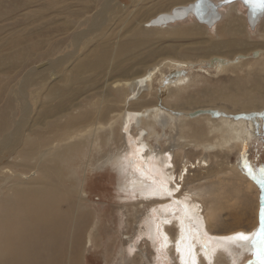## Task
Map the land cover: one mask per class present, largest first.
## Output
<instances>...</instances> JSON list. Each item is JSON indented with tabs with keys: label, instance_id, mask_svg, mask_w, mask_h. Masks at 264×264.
Listing matches in <instances>:
<instances>
[{
	"label": "rangeland",
	"instance_id": "1",
	"mask_svg": "<svg viewBox=\"0 0 264 264\" xmlns=\"http://www.w3.org/2000/svg\"><path fill=\"white\" fill-rule=\"evenodd\" d=\"M104 1L0 0V121L11 123L21 117L24 105L15 99V93L19 90L18 83L31 68L72 55L64 71L56 77L49 75L42 90L32 87L29 91L30 102L34 105L30 122L34 130L40 131L36 133L44 138H37L40 145L44 140L42 151H65L68 162L63 163L64 169L61 165L62 178L53 175L58 190L53 217L63 224L58 226L60 239L54 237L48 241L47 233L41 230L44 227L36 224L38 227L35 225L31 231L40 235L35 234L30 240L34 252L29 251L26 264H180L171 246L163 250L164 263H161L160 253L146 234L149 222L159 216L156 212L163 198H134L118 188L123 177L118 174L117 167L127 164L133 157L132 141L140 144L146 140L154 148L149 162H156L162 171L175 177L170 185L178 183L180 186L176 195H201L200 198L194 195L193 200L200 203L203 216H213L208 225L212 235L227 236L240 230L254 233L259 226V210L264 206V116L259 113L264 110V59L251 54L256 48L264 49V18L252 31L246 22L247 8L234 2L223 8L222 19L214 28L197 23L191 15L153 32L148 20L178 4L187 5L196 0H114L105 32L91 33L89 26L102 11ZM79 33L86 35L80 44L75 42ZM210 53H220L229 59L241 53L249 59L241 58L230 68L218 69L207 63ZM181 60L194 66L181 68L182 81L176 83L174 72L180 67L173 62ZM81 62H101L102 67L98 72L92 69L93 74L82 69L83 75H79L76 65ZM145 70L155 71L152 81L139 85L132 80ZM126 79L130 80L125 88L127 92L118 97L119 90L115 89L118 87L110 83ZM50 89L65 92L64 97L54 96L50 102L46 101ZM33 96L37 99L33 100ZM154 105L165 108L157 119L149 113L143 121L137 117L126 121V111H143ZM95 106L101 107L98 114L92 110ZM61 108L64 120H60L62 112L47 113V109L61 111ZM245 108H262L252 111L257 112L261 121L256 131L251 132L250 140L238 139L226 146L214 147L211 144L217 140L208 131H203L208 145L199 146L192 138L182 137V127L188 120L180 112H196L197 117L193 115V119L200 120L207 115L206 110L222 109L229 117L234 115L231 118L244 116L250 130L249 112L241 115ZM110 110L115 111L109 114ZM80 113H85L89 120L101 117V121L112 123L97 133L102 137V144L84 143L85 140L74 137L68 127L66 131L58 126L61 121L65 123L70 114ZM45 114L48 117H44ZM216 116L211 115L217 119L213 124L221 121ZM145 120L149 126H145ZM200 124L196 125L200 128L203 126ZM55 138L58 143L54 142ZM77 146L81 147L79 151ZM23 148L30 147L22 144L18 149L21 156L15 154L7 161L17 163L16 171L27 175L28 180L43 182L48 171L34 173L31 166L35 160L29 161ZM147 150L150 151L149 147L145 152ZM167 160L170 168L166 167ZM46 166L52 168L54 165ZM1 209L0 226L16 229L18 224L24 225L21 216L18 219L16 214V219H8V214L15 213L3 206ZM17 220L20 222L15 224ZM3 222L7 227L1 225ZM166 229L173 238L179 237L174 223ZM237 251V254L242 253ZM253 252L246 250L236 262L225 252L211 264H261ZM201 261L208 263L204 256L199 263Z\"/></svg>",
	"mask_w": 264,
	"mask_h": 264
},
{
	"label": "bare ground",
	"instance_id": "2",
	"mask_svg": "<svg viewBox=\"0 0 264 264\" xmlns=\"http://www.w3.org/2000/svg\"><path fill=\"white\" fill-rule=\"evenodd\" d=\"M112 1L114 0L104 1V4L102 5V11L95 16V19H93V21L91 22L89 26V32L91 33L105 32L106 28H104V26H105L106 21L109 18ZM175 7H179V4L177 6H174L170 11L160 12L159 14L156 15V17L160 14H171V11ZM223 8L220 9V13L221 11H223ZM246 15H247V12H246ZM156 17H153L152 19ZM262 18H264V16ZM152 19L148 20L147 23H149V25H151L150 22ZM246 22H247V16H246ZM216 24L212 27H209V26L207 27L214 28ZM169 25L170 24L160 25V26L151 25L150 28H152L154 30L153 32H155V30H159L162 26L168 27ZM201 25H204V24H201ZM150 31L151 30H148L149 33H151ZM83 36L84 37L86 36L85 33H79V35L77 34L75 36V39H76L75 42L77 43L79 42L78 44H80V40L83 39ZM208 55H209V58H207L206 60L209 66L210 64H212L214 65V67L218 69L230 68L233 64H236V62H239L241 58L246 59V57L248 56V55L239 53V54H236L234 58L229 59V58L222 56L220 53H217V54L210 53ZM251 55L257 58H260V59L261 58L264 59V49L256 48L254 52H252ZM71 58H72V55L68 57V59L64 57L58 58L57 60H50L44 64H41L38 67L35 66L34 68H31V70L18 83L19 90L17 91V93H15V99H18L24 105L22 107L21 117L17 120H14V122H11L12 124L10 123V121L9 122L0 121V209L2 206L8 208L11 212L15 213V214L13 213L8 214L9 215L8 219H16L17 217L15 218V215L17 214L18 219H20V216H21V220L24 223V225L18 224L16 226V229L13 227L3 228L2 226H0V264H26L27 263L26 258L30 256L29 251L31 250V252H34L33 251L34 249H31L30 240L33 237H35V234H38L36 231L35 232L31 231V229L34 230L36 224L40 225V227L41 226L44 227L41 230L44 233H47L46 238L48 239V241H51L54 237H57L58 240L60 239V236L59 234H57V231L60 230L59 225H61L62 223L59 224V221L57 222L56 219L53 217L56 211L55 205L58 199L56 195L58 190L55 187V181H54L53 175L57 174L58 176H61L60 178L63 177V171L61 167L64 166L63 163L68 162V159L67 160L65 159L67 156L64 155L67 152L61 151V150L42 151L43 150L42 146L44 145L42 144V142L44 140H41L42 142L40 145V140H37V138L39 139H44V138L41 135L36 133L38 130H34L33 129L34 126H32L30 122V119L32 117L31 116L32 109L34 105H32L30 102L29 91L31 92L32 87H37L38 90H42L46 82H48L49 75L51 77H56L57 73L62 72L63 68L68 63V60H70ZM99 60H100V57H99ZM173 64L178 66L177 68L180 67L179 71H176L177 70L176 69L175 70L176 72H174V75H175L174 82L176 83H180V81H182V79H180L181 68H185V67L192 68L194 66L192 63L188 61H183V60H181L180 62H173ZM76 66L78 69V72L76 74H79V75H83V73H80L82 69L84 70V72H87V71L91 72L92 69H94L95 72H98V70L102 67L101 62H97V63L81 62L79 65L77 64ZM157 69L158 67H155V70ZM154 72H155L154 70H145L142 74H139L137 77L133 78L132 80L136 81V83L139 85H143L146 82L148 83L152 81V78L155 74ZM93 73L94 72L92 71V74ZM129 81H130L129 79H126L125 81L115 80L110 83V86L114 85V87H118V88H115L119 90V92L117 93V96L120 95V93L123 96H125L127 92L125 91L126 90L125 88L130 85ZM90 82H89V86H90ZM3 90L4 89H2V91ZM64 93L65 92L53 91L52 89H50V92L46 95V101L50 102L51 98L54 96L56 98H63ZM4 96H3V99H4ZM35 97L33 96L32 99L34 100ZM128 97L129 96H127L126 98ZM105 100L107 101V98H105ZM32 102H34L35 105L37 104L36 101H32ZM39 104L41 106V102H39ZM43 108L45 107L43 106ZM99 108L101 107L95 106L94 108H92L94 114L99 113ZM163 108L164 107L162 105H160L159 107H155L154 105L153 108H150V107L149 109L144 108L143 111L141 110L139 111L137 110L138 112H136L135 110H131L128 112L126 111L125 118L127 122L128 120L134 117L141 118V120L143 121L144 116L150 113L152 114L151 116H153L154 119H157L159 114L163 112ZM48 109H47V113L52 114V115L63 111L62 108H61V111H56V110L48 111ZM257 109L259 108H255V109L245 108V111H244L245 113L243 112L244 114H241V115H245L246 112H249L247 113V116L251 118L250 120L251 129L250 130L245 125L247 124V122L246 123L244 122L245 120L244 116H239L238 118L236 117L231 118L234 115L231 116L232 115L231 114L230 115L231 117H229L226 111L225 112L221 111L222 109L218 111H215L214 109H213L214 111L206 110L205 112L206 113L208 112V113L206 116L203 115V117H201L203 118V120H201V118H199L200 120L193 119V115L196 116L195 114L196 112H180L182 113V116L186 117V119L188 120L187 122H185L184 126L182 127V131H181L182 137L192 138L193 142H195L196 145L201 146V144L207 143L205 141V138H203V133L205 131H208L214 134V137L217 140V142L211 145L213 146L215 145L216 147L226 146L227 144H230L232 141H236L238 139L250 140V138H252L251 132L256 131L258 121L260 120L259 116L257 115V112H252V111H256ZM259 110H262V108ZM114 111L110 110L109 114H111ZM202 111L200 110V112ZM259 113L264 116V110L260 111ZM63 114L64 113L62 112V117L60 118V120L63 119ZM172 114L174 115L176 113L173 112ZM211 115L212 116L217 115L216 117H218V119H220L221 121L213 124L212 121L215 122L217 121V119H213ZM44 117H48V115L45 114ZM71 118H74V119H71ZM100 118L97 117V119L93 121V120L87 119L85 113H82V114L80 113L77 116H71L70 114L67 117L68 120L66 119L65 123L61 121L62 124H60L59 122L58 126L61 127L62 129L64 128V130L66 131H67L66 127H68L74 137L79 138V140L83 138V140L86 141V142L84 141V143H87V144H89V142L92 141L94 145L97 143V146H98L101 143L102 137L97 133L101 130H104L108 124L112 126V123H110L109 121L103 122L100 120ZM250 118H247V120ZM198 123L203 124V126L200 124L202 127L199 128L198 125H196ZM210 124L212 125V127L209 126ZM149 125L150 124L148 123V121L145 120V126H149ZM92 127H95V128L93 129ZM188 131H190V134L188 133ZM93 136H94V139L90 140L89 138ZM79 140L77 141L79 142ZM54 142L58 143L57 138H55ZM136 142L137 141H132L133 157L127 161V164L122 163L117 167L119 171L118 174L123 177L121 182L118 184L119 185L118 188L125 193L129 192V195H131L134 198L135 196L138 198L139 197L144 198L145 200L163 198L162 200L163 202L159 204L160 206L158 207L157 212H156L157 216L158 215L159 216L149 222L148 224L149 227L147 226L148 230L146 233L148 234V237L150 238L156 250H158V254L160 253L159 260H161V263H164L162 255L164 254L166 249H170L171 247L176 251L180 264H192V257H195L196 264H211L212 262H215L216 258H218L222 253H225V252L229 254L231 257H233V260L236 262L238 258L241 257V254H243L246 250L252 251V252L254 251L252 246L250 244H247V242H238V241L229 239L230 237H232L234 234H237V233H246L249 236H251L253 232L240 230L238 232L232 233L231 235H227V236L221 235V237H219L217 235H212L211 232L208 230V225L213 216L212 215L210 216L208 214H207V217L203 216L201 212L202 207L199 206L200 203H197L193 200V196L195 195L198 197L199 194L193 193V195L191 194L183 195L179 193V195H176V193L179 192L180 190V186L177 185L178 183L174 186L170 185V183L174 181L175 177L168 171H165V170L162 171L161 166L159 164L157 165L156 162L154 163L149 162V154L152 152L151 150L154 148L150 147L149 143H147L146 140L140 144H136ZM22 144H24V146H26L27 148L28 146L30 147L28 149L23 148V151H24V156L27 159H29V161L31 160L33 162V160H35V164L31 166L32 170H34V173L36 171H42V172L44 171V173L48 171L49 174L45 173L42 178L43 182L39 181L38 179H34L33 181L31 179H30L31 181L28 180L27 175L16 171L17 163H14L13 161L12 162L7 161L9 158L14 156L15 154L19 155L18 149ZM38 145L41 146V148H39ZM36 146L38 147V149L35 148ZM48 146H50V144L47 145V148ZM213 146H210V147L212 148ZM148 147L150 151L147 150L145 152V149ZM78 148L79 147L77 146V149ZM39 149H41L40 152H38ZM166 156L168 157V155ZM52 163L54 165L52 166V168L46 166L47 164H50L51 166ZM170 166H171L170 161L167 160L166 167L170 168ZM64 168L65 166L63 167V169ZM157 172H158V175H156ZM17 176L20 177L19 178L20 180L18 178L16 179ZM200 196L198 198H200ZM17 211H21L22 213L18 214ZM1 212H2V209H1ZM213 213L214 212L211 211V214ZM8 221H10L12 224L11 220H8ZM19 222L20 220H17L14 223L16 224ZM172 223H174L177 226V230H175L176 234L178 233L179 235L177 239L173 238L172 235L169 233V231H167L166 229V226H170V224ZM1 225H4L5 227H7L6 226L7 224L5 222L1 223ZM36 227L38 226L36 225ZM10 228H13V229L9 230ZM205 246L208 249L207 253H205L204 251ZM189 248L191 249V251H189ZM237 249H239L242 253L237 254L236 253L238 252ZM202 256L205 257L208 263H205L204 261H201V263H199Z\"/></svg>",
	"mask_w": 264,
	"mask_h": 264
},
{
	"label": "water",
	"instance_id": "3",
	"mask_svg": "<svg viewBox=\"0 0 264 264\" xmlns=\"http://www.w3.org/2000/svg\"><path fill=\"white\" fill-rule=\"evenodd\" d=\"M234 2H240L247 8V23L251 30H254L264 16V9L257 5L256 0H220L216 3L212 0H196L188 5L175 7L171 14H160L150 23L153 26L173 24L192 15L200 24L212 27L222 17L220 9L232 5ZM260 3H264V0H260Z\"/></svg>",
	"mask_w": 264,
	"mask_h": 264
},
{
	"label": "snow or ice",
	"instance_id": "4",
	"mask_svg": "<svg viewBox=\"0 0 264 264\" xmlns=\"http://www.w3.org/2000/svg\"><path fill=\"white\" fill-rule=\"evenodd\" d=\"M256 3L259 7L264 9V3H260V0H256ZM229 239L250 244L254 249V256L260 260L261 264H264V206H261L259 210V226L251 236L246 233H237ZM189 251H191L190 248ZM204 251L205 253L208 251L206 246ZM192 264H196L195 257H192Z\"/></svg>",
	"mask_w": 264,
	"mask_h": 264
}]
</instances>
